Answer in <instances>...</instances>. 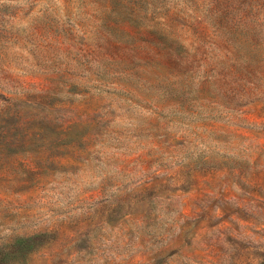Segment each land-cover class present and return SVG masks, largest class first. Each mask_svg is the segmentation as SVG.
<instances>
[{"label": "rangeland", "instance_id": "1", "mask_svg": "<svg viewBox=\"0 0 264 264\" xmlns=\"http://www.w3.org/2000/svg\"><path fill=\"white\" fill-rule=\"evenodd\" d=\"M0 264H264V0H0Z\"/></svg>", "mask_w": 264, "mask_h": 264}, {"label": "trees", "instance_id": "2", "mask_svg": "<svg viewBox=\"0 0 264 264\" xmlns=\"http://www.w3.org/2000/svg\"><path fill=\"white\" fill-rule=\"evenodd\" d=\"M27 240H29L28 238H21V239H18L17 241H16V243H23V242H27Z\"/></svg>", "mask_w": 264, "mask_h": 264}]
</instances>
